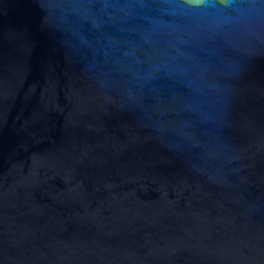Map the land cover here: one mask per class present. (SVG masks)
<instances>
[{
  "label": "water",
  "instance_id": "1",
  "mask_svg": "<svg viewBox=\"0 0 264 264\" xmlns=\"http://www.w3.org/2000/svg\"><path fill=\"white\" fill-rule=\"evenodd\" d=\"M0 264H264V0H0Z\"/></svg>",
  "mask_w": 264,
  "mask_h": 264
}]
</instances>
